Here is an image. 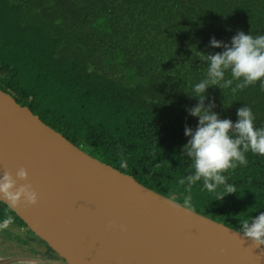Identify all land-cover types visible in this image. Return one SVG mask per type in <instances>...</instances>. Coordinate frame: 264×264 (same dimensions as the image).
<instances>
[{"label":"trees","instance_id":"trees-1","mask_svg":"<svg viewBox=\"0 0 264 264\" xmlns=\"http://www.w3.org/2000/svg\"><path fill=\"white\" fill-rule=\"evenodd\" d=\"M241 30L264 35V0H0V87L87 153L183 204L185 126L198 124L188 92L207 71L195 53L222 52L211 38L230 44ZM213 99L221 119L237 121L247 104L264 127L260 81L235 94L210 86L205 103ZM246 157L225 173L237 192L219 200L198 182L189 208L239 231L264 211V156Z\"/></svg>","mask_w":264,"mask_h":264},{"label":"water","instance_id":"water-1","mask_svg":"<svg viewBox=\"0 0 264 264\" xmlns=\"http://www.w3.org/2000/svg\"><path fill=\"white\" fill-rule=\"evenodd\" d=\"M21 167L39 198L11 208L68 264H264L239 230L87 153L0 87V178Z\"/></svg>","mask_w":264,"mask_h":264},{"label":"clouds","instance_id":"clouds-1","mask_svg":"<svg viewBox=\"0 0 264 264\" xmlns=\"http://www.w3.org/2000/svg\"><path fill=\"white\" fill-rule=\"evenodd\" d=\"M210 46L222 47L224 51L195 53L202 63L207 64V71L205 78L188 92L190 98H198L195 106L186 109L189 115L198 117V124L195 129L185 126V135L190 139L183 146V154L192 161L187 175L179 180L188 189L183 198L185 207H191V189L198 182H202L209 193H215L219 200L237 192L225 173L238 165L247 166L246 153L249 151L264 156V127L255 126V116L249 105L237 109L238 120L233 122L230 118L221 119L213 111L214 99L205 103L210 86H219L223 91L230 88L235 94L260 81L261 90H264V35L254 36L241 30L232 37L230 44L213 36ZM121 167H127V162H122ZM28 176L27 169L21 167L15 176L12 172H5L0 178V198L5 199L10 207L22 202L29 205L38 202V193L30 183L18 184L17 177L27 180ZM13 223L14 217L7 215L0 222V230ZM239 224L240 233L249 238L255 248L264 245V211L250 219H241Z\"/></svg>","mask_w":264,"mask_h":264},{"label":"rangeland","instance_id":"rangeland-1","mask_svg":"<svg viewBox=\"0 0 264 264\" xmlns=\"http://www.w3.org/2000/svg\"><path fill=\"white\" fill-rule=\"evenodd\" d=\"M45 100V89L41 92ZM8 211L0 205V222ZM0 264H68L27 224L15 222L0 230Z\"/></svg>","mask_w":264,"mask_h":264},{"label":"bare ground","instance_id":"bare-ground-1","mask_svg":"<svg viewBox=\"0 0 264 264\" xmlns=\"http://www.w3.org/2000/svg\"><path fill=\"white\" fill-rule=\"evenodd\" d=\"M259 257L264 259V245L259 248Z\"/></svg>","mask_w":264,"mask_h":264}]
</instances>
